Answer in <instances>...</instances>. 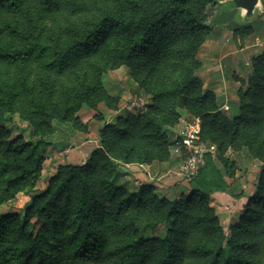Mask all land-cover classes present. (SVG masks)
I'll use <instances>...</instances> for the list:
<instances>
[{"label": "trees", "instance_id": "trees-1", "mask_svg": "<svg viewBox=\"0 0 264 264\" xmlns=\"http://www.w3.org/2000/svg\"><path fill=\"white\" fill-rule=\"evenodd\" d=\"M211 4L218 0H0V206L30 198L23 217L0 212V264H264V54L231 117L197 76ZM123 66L154 104L105 125L84 164L60 165L34 193L47 150L71 146L83 128L82 109L117 108L104 78ZM179 110L201 121V140L217 145L227 169L207 154L186 179L190 195L174 200L150 184L120 186L119 164L170 160ZM16 117L33 140L11 139ZM229 148L242 169L261 162V177L227 238L210 196L230 191ZM160 226L163 239L147 238Z\"/></svg>", "mask_w": 264, "mask_h": 264}, {"label": "rangeland", "instance_id": "rangeland-1", "mask_svg": "<svg viewBox=\"0 0 264 264\" xmlns=\"http://www.w3.org/2000/svg\"><path fill=\"white\" fill-rule=\"evenodd\" d=\"M217 12L218 5L211 4L207 10V22H211L212 20L215 21ZM252 25V28L245 29L243 31V33L246 35L245 40H247V42L244 43L239 41L237 42V44H235L238 50H244L242 51V54L240 53L241 55L239 54L237 56H234V66L240 67L241 63H244V66H246L247 69H236L232 67V65H229L226 60H221V62H218V66L219 68H221L219 70L220 77H225V80L230 83L229 87H231V89H234V91L232 92L233 95L231 94L228 97V101L230 102V104H239L240 92L243 91V93H245L247 91L248 81L254 72V60L264 54V44L263 46L257 45L255 48H253L254 50L249 49L250 46L257 44L258 41L256 35H260L261 39L259 38V40L260 42L264 43V17L262 19L256 20L252 23ZM225 29H227L225 26L214 22L211 35L209 36L205 44L202 46L198 54L197 58L202 63V67L197 71V76L202 81V74L200 72L205 66V64H216L211 61L206 63V61L204 60V56H207V52L212 50V47L210 46L213 43L217 44L220 42H226L229 39L233 40V31H225ZM248 35L252 36L247 37ZM243 52L246 53L245 58ZM104 84L105 89L110 96L119 98L117 108L114 110L108 108L105 103H102L99 106L101 116H97V112L95 111L89 112L90 109L88 108H85L84 113L80 112L79 116L81 120H88L87 123H84L82 121L84 123L83 128L74 127L77 131V134L81 136L82 139L80 141L75 140L72 145L67 148H49L47 150V161L44 164L42 175L33 190L34 193L41 194L45 191L50 178L55 174L57 168L60 165L66 163L76 165L84 164L89 159L91 153L95 149H97L96 147H91L96 144L95 139H99V132L105 125L114 124L118 120V118L126 117L128 114L140 115L144 113L151 105L154 104L153 94L148 90L138 91L130 70L124 66L108 72L104 78ZM205 90L209 91V89L207 88H205ZM135 97L143 99L144 105L140 107H132V102ZM219 104H221L220 98ZM222 110L226 111L227 114L233 117L231 115V107L222 106ZM178 114L180 116V120L178 121V123L174 127L168 128V131L171 135H177V131L183 128L185 123H189L196 120L190 117L188 113L184 110H179ZM55 124L58 123L56 122ZM6 128L10 132L11 139H16L17 137L22 136L26 141L33 140L31 136V128H29L28 124L21 121L18 117L15 118V121L12 124L6 126ZM65 128L69 129L73 127L71 125H65ZM205 143L209 146L214 147L213 155L215 157V160L218 166L225 171L227 168H225L223 161L219 157V150L217 145L209 142ZM90 148V153L86 155L84 159H81V157H79L80 152H82L83 150L88 151V149ZM224 156L229 158L230 161L234 159L237 161L236 166L231 168V171L235 173V176L233 178L226 176V179L231 184L230 191L226 193L231 198H228V202L218 200L219 203H217L216 199L221 198L220 196L219 198H217V195L219 193H213L210 196V206L215 210L216 214L218 215L221 225L225 230L227 238H230L233 234L234 227L239 223L241 216L245 213V206L249 198L252 196L253 186H257L260 182L261 162L256 160L255 163L249 168L242 169L241 165L244 163V161L240 160L235 149L229 148ZM175 158L176 157L173 155L171 150L169 161H153V163L151 164H144L146 166L143 167L145 168L144 170L146 177H142L140 179L136 178V176L134 175L133 168H141L143 166L142 164L121 163L118 165L117 168L120 183L119 185L125 187L129 192H136L142 185L150 184L154 186V192L160 197H166L170 200L186 198L190 195V190L186 184L187 178L180 172L179 165L174 164V166L170 169L169 172L163 173L158 171L159 169H161V167L165 168L169 165V163H174ZM152 165L157 169V174L155 175L151 174L152 171L150 170V166ZM243 197L248 198L244 205L241 203V199ZM29 202V196H26L24 193H19L17 195L16 200L11 201L7 205H1L0 212L18 210V215L20 217H23L25 215L24 209ZM165 233L166 228L164 226H160L155 231L149 230L146 233V236L147 238L151 239H163Z\"/></svg>", "mask_w": 264, "mask_h": 264}, {"label": "crops", "instance_id": "crops-1", "mask_svg": "<svg viewBox=\"0 0 264 264\" xmlns=\"http://www.w3.org/2000/svg\"><path fill=\"white\" fill-rule=\"evenodd\" d=\"M228 30H229L228 28L225 29V31H228ZM233 35H234L233 36V40L232 39H229L226 42H220V43H217V44H214L213 43L210 46V47H212V50L207 52V56L206 57L204 56V58H205L204 60L206 61V63L209 62V61H211V62L216 63V64H214V65L205 64V66L203 67V69L200 72L202 74L201 77L203 79V83H204L205 88H207L210 91L214 92L217 95V97L220 98L221 101L224 103V106H227V107L230 106L229 105L230 102L228 101V97L232 94V92L234 91V89H231V87H229V84L230 83L225 80V77H223V78L220 77L219 70L221 68H219L218 62H221V60H224V61L226 60L229 63V65H232V67H234L236 69H243V70L244 69H247L246 66H244V63H241L242 66L240 65V67H235L234 66V63H235L234 62V56H237L240 53L242 54V51L244 50V49L238 50V48H236L235 44H237V42H239V41L244 42V43L247 42V40H245L246 35L244 33H238V32H233ZM251 36L252 35H248L247 37H251ZM256 36H257V41H258L257 44L250 46L249 49H253L257 45H262L263 46L264 43L260 42V40H259L260 35H256ZM203 50H204V48H203ZM250 51H252V50H250ZM236 52H237V54H236ZM245 54L246 53L243 52L244 58H245ZM99 109H100V107H99ZM84 111H85V108L82 109L81 113L82 112L84 113ZM89 112H94V111L89 110ZM82 121H83V119H82ZM87 121L84 120L83 122L84 123H87ZM64 129L66 130L65 127H64ZM81 139H82V137L79 136L77 134V132H76L75 137H73L71 139V145H72V143L75 140H77V141L79 140L80 141ZM95 143L96 144L93 145L91 148H93V147L98 148L100 146V142H99V139L98 138H97V140L95 139ZM91 148L88 149V151H84L83 150L82 152H80L79 157H81V159L82 158L84 159L86 157V155H88L90 153ZM174 160H175L174 163L173 162L172 163H169L168 166H166L165 168L161 167V169H159L158 171L163 172V173L164 172H169L170 169L174 166V164L180 166V159L178 157H176ZM143 167H146V166L143 165L141 168H139V167H134L133 168L134 175L136 176V178L140 179L142 177H146L145 170H144L145 168H143ZM150 170L152 171L151 172L152 175L157 174V169L153 165L150 166ZM226 181L230 185V188H231L230 182L227 179H226ZM215 194H218L217 195L218 196L217 198H219V196L221 198V199H216L217 203H219L218 200H222L224 202L225 201L228 202L229 201L228 198H231L226 192H223V193H221V192H215ZM247 199H248L247 197H243L241 199V203L244 205L246 203Z\"/></svg>", "mask_w": 264, "mask_h": 264}, {"label": "built area", "instance_id": "built-area-1", "mask_svg": "<svg viewBox=\"0 0 264 264\" xmlns=\"http://www.w3.org/2000/svg\"><path fill=\"white\" fill-rule=\"evenodd\" d=\"M144 105V100L135 97L132 107ZM179 142L172 149L174 156L180 159V172L190 179L196 176L206 165V155L213 154L214 147L201 140V121L194 120L185 123L184 127L177 131Z\"/></svg>", "mask_w": 264, "mask_h": 264}, {"label": "water", "instance_id": "water-1", "mask_svg": "<svg viewBox=\"0 0 264 264\" xmlns=\"http://www.w3.org/2000/svg\"><path fill=\"white\" fill-rule=\"evenodd\" d=\"M264 17V0H218L215 23L233 32Z\"/></svg>", "mask_w": 264, "mask_h": 264}]
</instances>
